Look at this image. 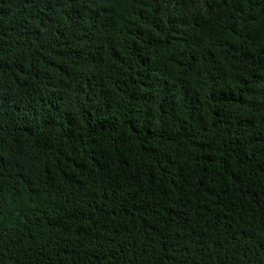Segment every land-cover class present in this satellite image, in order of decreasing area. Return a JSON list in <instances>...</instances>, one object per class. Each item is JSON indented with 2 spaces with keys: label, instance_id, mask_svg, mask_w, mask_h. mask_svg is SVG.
Instances as JSON below:
<instances>
[{
  "label": "trees",
  "instance_id": "16d2710c",
  "mask_svg": "<svg viewBox=\"0 0 264 264\" xmlns=\"http://www.w3.org/2000/svg\"><path fill=\"white\" fill-rule=\"evenodd\" d=\"M0 264H264V0H0Z\"/></svg>",
  "mask_w": 264,
  "mask_h": 264
}]
</instances>
